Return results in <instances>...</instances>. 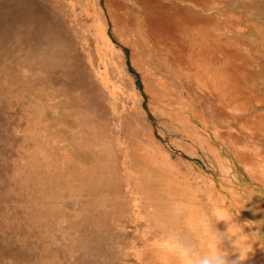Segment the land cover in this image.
Here are the masks:
<instances>
[{
  "label": "rangeland",
  "instance_id": "1",
  "mask_svg": "<svg viewBox=\"0 0 264 264\" xmlns=\"http://www.w3.org/2000/svg\"><path fill=\"white\" fill-rule=\"evenodd\" d=\"M213 204L264 264V0H0V264H161Z\"/></svg>",
  "mask_w": 264,
  "mask_h": 264
},
{
  "label": "clouds",
  "instance_id": "2",
  "mask_svg": "<svg viewBox=\"0 0 264 264\" xmlns=\"http://www.w3.org/2000/svg\"><path fill=\"white\" fill-rule=\"evenodd\" d=\"M182 208L183 205H177L178 211ZM220 222L225 224L224 231L216 227ZM190 230L194 233L193 241L168 232L153 242L165 254L161 264H168V256L175 258V264H243L249 259L248 233L222 206L213 204L209 213L190 225Z\"/></svg>",
  "mask_w": 264,
  "mask_h": 264
},
{
  "label": "bare ground",
  "instance_id": "3",
  "mask_svg": "<svg viewBox=\"0 0 264 264\" xmlns=\"http://www.w3.org/2000/svg\"><path fill=\"white\" fill-rule=\"evenodd\" d=\"M106 8H107V7H106ZM182 25H183V23H182ZM196 36H199V37H200V38L197 37L198 39H201V38H202V35H201L200 33L197 34ZM203 38H204V37H203ZM196 40H197V39H196ZM203 70H205V69L202 68V69L200 70V73H201V74H200V78L203 77V78L206 79L207 76H208V78H212L211 75H209V72H204ZM211 73H212V71H211ZM202 81H203V80H202Z\"/></svg>",
  "mask_w": 264,
  "mask_h": 264
}]
</instances>
